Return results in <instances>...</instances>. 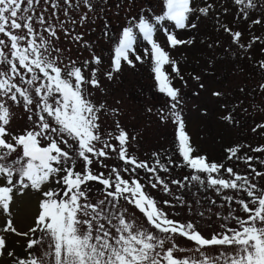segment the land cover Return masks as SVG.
Returning <instances> with one entry per match:
<instances>
[{
	"label": "snow or ice",
	"instance_id": "snow-or-ice-1",
	"mask_svg": "<svg viewBox=\"0 0 264 264\" xmlns=\"http://www.w3.org/2000/svg\"><path fill=\"white\" fill-rule=\"evenodd\" d=\"M108 2L0 0V214H7L0 233L27 238V258L16 264H264V145L235 143L222 160L203 153L187 131L185 101L174 81L188 82L171 55L196 42L180 32L209 21L218 39L207 47L221 46L219 37L227 35L225 57L248 59L264 80V32L254 31L264 29V0H230L231 22H225L229 0H157L159 12L148 7L126 15L118 31L101 17ZM98 18L110 45L107 61L77 31ZM237 22L246 24L247 39ZM62 37L77 46L76 58ZM254 46L261 56L251 54ZM138 64L163 96L146 111L173 132L170 147L145 159L139 133L123 127L120 110L97 96L107 95L103 79L113 81L124 65ZM254 91L261 95L255 110L264 114V82ZM211 95L226 98L221 91ZM242 103L221 104L219 118L238 125ZM20 111L25 126L15 128ZM109 115L116 117L111 129ZM251 131L264 137V122ZM29 195L34 212L21 230L10 205ZM5 246L0 234V255Z\"/></svg>",
	"mask_w": 264,
	"mask_h": 264
},
{
	"label": "rangeland",
	"instance_id": "rangeland-1",
	"mask_svg": "<svg viewBox=\"0 0 264 264\" xmlns=\"http://www.w3.org/2000/svg\"><path fill=\"white\" fill-rule=\"evenodd\" d=\"M117 4H120L119 8L116 7ZM130 4L131 11H128ZM225 6L230 8L225 22H231L234 20L235 8L231 6L230 0ZM148 7H152L157 12L160 11L157 0H109L106 12L101 13V17L106 18L112 28L118 31L120 25L125 23L126 15H136L142 8ZM103 23L104 19L98 18L95 24H88L84 28H78L77 31L84 33L85 39L92 42L97 53H102L107 61L110 45L102 36ZM236 30L244 32V39L248 38L245 23L237 22ZM254 31L255 34L260 35L264 29L256 26ZM178 35L181 38L196 36V42L192 46H181L171 50V55L180 61L181 69L188 82L185 87L183 82L177 79L174 85L181 88L185 101L187 131L193 143L210 159L215 160H222L226 155L224 149L235 143L264 145V137L251 131L256 123L264 122V114L255 110L256 105L260 104L261 95L254 91L264 80L254 71L252 62L246 58L236 60L225 57L224 46L229 39L227 35L219 37L222 41L221 46L208 48V43L218 39L209 21L201 22L198 30L184 31ZM159 39L162 42L166 40L162 35ZM202 40L205 42L201 43ZM62 41L64 47L72 48L71 55L76 58L77 46L63 37ZM251 54L254 57L262 55L256 46L251 50ZM86 57L88 53L84 52L82 58ZM192 75L200 76V81L192 79ZM199 83L205 85L204 89L199 88ZM102 86L107 90V95L97 93V96L101 100H106L110 107L120 110L121 115L118 119L123 127L132 133H139L138 144L141 159L146 158L145 153L171 146L172 128L162 126L154 115L146 111L148 107H153L154 110L159 107L163 102V96L155 91L152 74L145 66L138 64L136 68H131L124 65L123 71L113 81L103 79ZM241 88L245 89V93L240 92ZM212 91H221L225 93L226 98L213 97ZM241 102H243L241 107H238L235 112V117L239 121L238 125H228L219 118L224 112V109L220 107L221 104H227L231 108ZM243 108H247L248 111L244 112ZM205 110L207 115H204ZM114 119L116 117L111 115L105 117L108 128H114ZM25 121L26 116L20 111L13 122V127H24ZM245 169L246 166L240 163L239 170L244 171ZM184 174V170H177V175ZM34 207L35 199L31 195L14 199L13 204L10 205V212L19 229H27L31 223ZM6 216L7 214H0V227L5 224ZM180 218L184 219L186 216ZM210 223H213L215 227L219 222L213 217ZM0 234L5 235L6 238L4 254L0 255V264H16L17 259L27 258L29 250L26 247V237L17 236L11 232ZM179 243L184 247H192L190 242L183 239H180ZM9 252L13 255L9 256Z\"/></svg>",
	"mask_w": 264,
	"mask_h": 264
}]
</instances>
